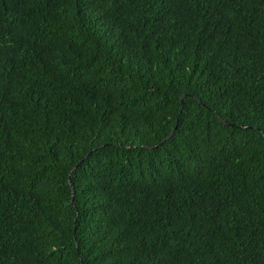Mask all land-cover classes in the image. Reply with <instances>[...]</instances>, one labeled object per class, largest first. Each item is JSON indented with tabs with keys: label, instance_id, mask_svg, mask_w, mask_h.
<instances>
[{
	"label": "trees",
	"instance_id": "16d2710c",
	"mask_svg": "<svg viewBox=\"0 0 264 264\" xmlns=\"http://www.w3.org/2000/svg\"><path fill=\"white\" fill-rule=\"evenodd\" d=\"M0 264H264V0H0Z\"/></svg>",
	"mask_w": 264,
	"mask_h": 264
},
{
	"label": "water",
	"instance_id": "95a60500",
	"mask_svg": "<svg viewBox=\"0 0 264 264\" xmlns=\"http://www.w3.org/2000/svg\"><path fill=\"white\" fill-rule=\"evenodd\" d=\"M219 121L222 122L225 125L232 126L231 124H227L225 121L221 120L220 118H219ZM174 130H175V127L171 130V132L162 141L167 140L172 135V132ZM144 148L150 150V149L156 148V146H154V147L145 146ZM76 166H77V164L71 169V171H73Z\"/></svg>",
	"mask_w": 264,
	"mask_h": 264
}]
</instances>
